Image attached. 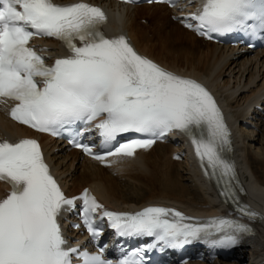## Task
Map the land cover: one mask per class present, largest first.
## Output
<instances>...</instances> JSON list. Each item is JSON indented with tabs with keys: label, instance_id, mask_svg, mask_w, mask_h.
Returning <instances> with one entry per match:
<instances>
[{
	"label": "snow or ice",
	"instance_id": "snow-or-ice-1",
	"mask_svg": "<svg viewBox=\"0 0 264 264\" xmlns=\"http://www.w3.org/2000/svg\"><path fill=\"white\" fill-rule=\"evenodd\" d=\"M167 2L174 5L175 0ZM107 21L100 7L84 0H0V103L16 102L11 119L56 137L67 132L69 143L107 166V156L134 157L138 149L178 131L189 138L205 176L223 186L220 194L236 205V212L249 220L264 219L237 197L235 166L226 158L231 133L212 94L195 79L140 55L126 36H106L102 26ZM181 23L208 39L233 33L264 39V0H203ZM34 37L60 41L68 55L48 64L40 54L47 49L30 45ZM77 125L96 130L105 147L124 133L148 138L128 140L101 155L79 142ZM0 181L10 185L0 198V264H114L105 258L104 247L89 252L69 244L61 220L77 211L78 202L81 223L73 227L82 224L93 241L105 220L119 237L151 238L118 264H143L145 252L157 247L202 242L227 249L253 234L241 219L191 222L194 217L163 206L109 211L87 188L69 197L36 139H0Z\"/></svg>",
	"mask_w": 264,
	"mask_h": 264
},
{
	"label": "bare ground",
	"instance_id": "bare-ground-1",
	"mask_svg": "<svg viewBox=\"0 0 264 264\" xmlns=\"http://www.w3.org/2000/svg\"><path fill=\"white\" fill-rule=\"evenodd\" d=\"M71 1V0H66ZM102 4L112 12L108 25L112 34H128L136 51L169 71L195 79L212 91L220 104L240 126L238 160L244 182L257 201L264 203V114L247 113L245 105L264 96V56L239 52L197 38L172 20L173 11L164 5L123 7L110 0H90ZM115 15L119 21H116ZM144 20L145 24H142ZM51 51H59L57 43H47ZM253 105H249L251 108ZM246 123L249 126H246ZM0 130L13 138L34 136L27 129L8 120L0 110ZM45 141L47 155L68 194L75 195L85 187H92L111 209H143L149 206L174 208L191 222H206L223 213L213 195L201 182L180 141L158 143L140 151L135 158L117 161L105 168L80 155L78 151ZM59 151L54 153L55 149ZM178 154L179 158H175ZM0 184V197L6 194ZM264 262V225L253 238H241L232 247L228 260H213L207 264H262ZM206 264V263H191Z\"/></svg>",
	"mask_w": 264,
	"mask_h": 264
},
{
	"label": "rangeland",
	"instance_id": "rangeland-1",
	"mask_svg": "<svg viewBox=\"0 0 264 264\" xmlns=\"http://www.w3.org/2000/svg\"><path fill=\"white\" fill-rule=\"evenodd\" d=\"M142 24H145L144 20L142 21Z\"/></svg>",
	"mask_w": 264,
	"mask_h": 264
}]
</instances>
